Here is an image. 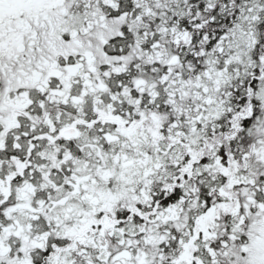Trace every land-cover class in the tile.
<instances>
[{"label":"snow or ice","instance_id":"snow-or-ice-1","mask_svg":"<svg viewBox=\"0 0 264 264\" xmlns=\"http://www.w3.org/2000/svg\"><path fill=\"white\" fill-rule=\"evenodd\" d=\"M0 264H264V0H0Z\"/></svg>","mask_w":264,"mask_h":264}]
</instances>
